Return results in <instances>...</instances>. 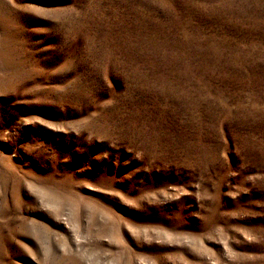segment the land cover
<instances>
[{"label":"rangeland","instance_id":"obj_1","mask_svg":"<svg viewBox=\"0 0 264 264\" xmlns=\"http://www.w3.org/2000/svg\"><path fill=\"white\" fill-rule=\"evenodd\" d=\"M0 264H264V0H0Z\"/></svg>","mask_w":264,"mask_h":264}]
</instances>
